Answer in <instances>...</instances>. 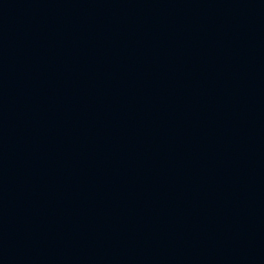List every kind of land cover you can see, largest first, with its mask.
Returning a JSON list of instances; mask_svg holds the SVG:
<instances>
[{"label":"water","instance_id":"1","mask_svg":"<svg viewBox=\"0 0 264 264\" xmlns=\"http://www.w3.org/2000/svg\"><path fill=\"white\" fill-rule=\"evenodd\" d=\"M30 264H264V0H131Z\"/></svg>","mask_w":264,"mask_h":264}]
</instances>
